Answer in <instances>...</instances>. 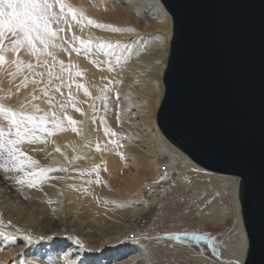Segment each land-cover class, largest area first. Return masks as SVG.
Masks as SVG:
<instances>
[{"label": "bare ground", "instance_id": "1", "mask_svg": "<svg viewBox=\"0 0 264 264\" xmlns=\"http://www.w3.org/2000/svg\"><path fill=\"white\" fill-rule=\"evenodd\" d=\"M150 1H152L153 8V11H151L158 13V5L161 1ZM68 2L97 23L122 29L134 28L136 31L115 32L85 23L83 32L80 31L79 26L74 24L72 30L70 32L66 30L64 35L70 38L75 33L83 39L91 38L94 42L99 39L101 42L115 43L120 41L128 43L131 46L132 57L126 64L122 62L120 65H116L114 72H108L106 61L110 58L105 55L106 50L93 47L91 55H85L83 52L77 55L72 52L71 60L77 66L73 68L74 79L77 83L87 87L91 93V97L85 96L83 89L77 91L75 84H73L72 91L77 101H87V103L77 104L78 107L83 109L85 115L81 116L71 106L67 108L68 115H71L77 121H83V123L77 125L82 129L83 134L77 135L68 128L66 131H57L55 134L48 136L44 143L25 144L24 150L37 160L40 166L45 167H59L61 164H66L65 155L69 159L77 155L88 158L78 160L74 166H70V173L68 174H50L70 175L72 177V179L59 182L52 181L56 184L55 188L50 187L48 184L43 185L44 191L48 193V199L60 201L59 204L53 203L51 205L46 202L43 193L15 184L16 173H5L0 168V184L10 188V192L0 193V219L3 220L4 224L6 220L12 221V226L6 228L8 233L13 235L19 233L15 245H10L0 238V249H3L0 251V261L3 264H13V261L16 260H27L29 264H37L39 260H42L48 264H55L56 261L64 264L65 254L72 256V254L79 252L80 255L73 258L82 259L85 256L98 258L100 264H136V262H138L137 264H151L144 245H141L140 241L136 242L137 232L142 235V230H139L140 221L153 216L160 218L162 207L160 205H163L168 197L178 192H184L187 185L181 182L178 188L172 189L169 188V182L167 181H162L159 184H153L152 181L159 178L166 170L171 177L179 175L193 181L191 186L187 185L193 191V198H195L197 192L207 191L211 195L214 191H219L220 196L216 198L214 203L205 209L203 214L197 215L202 224L204 222L205 224H226L228 213L225 207L232 206L234 194L233 187L230 184L232 175L214 173L208 170V175L203 172L190 171L192 168L189 164L193 168L196 167V164L186 154L176 149L158 127L156 116L163 95L162 78L173 32L171 16L169 15L168 19L165 20L163 14H160L162 16V26L145 29L138 17L140 11L139 0H68ZM149 35L153 37L167 36V40L153 39L149 41L148 50L141 53L137 58L135 53L143 43L137 41V37H150ZM133 41H136V43H133ZM58 59H63L67 63L69 56L64 52H58ZM111 59L114 63L115 58L111 57ZM155 59L164 61V65L160 66L163 71L159 72V80H157ZM93 60L104 63L97 66L92 63ZM76 71H81L82 75L75 76ZM148 79L153 84H148V90L144 89L142 92L148 103L144 107L147 112L140 115L142 119L145 116L148 117L152 129L150 138L146 139L137 131L127 134L119 131V127L125 125L130 128L136 120L128 113L127 104L121 103L119 107L122 110L119 112L115 110L114 95L118 92L122 97L124 95L129 96V100H132L134 96L140 97V89L145 88L141 83ZM109 80L123 81V83L116 84L114 89L106 93L108 99L106 101L107 109H105V101L92 98L102 95L100 89L108 84ZM0 81H3L0 86L5 89L13 87L8 83L6 76L0 75ZM155 85L159 88H154ZM67 91L68 89L65 88V94ZM26 94V92L22 93L21 96L4 101V103L16 105L17 100L22 99L23 95ZM57 99L59 100L60 97H57ZM37 103L44 111H49V106L43 100ZM93 103L96 106V112H93L92 108L89 107ZM57 113L60 116L63 115L58 108ZM117 115L120 117L119 121ZM93 116L97 117L95 123L92 122ZM101 116L104 117L105 123L100 122L99 117ZM125 116L128 117L127 120ZM65 124L67 125V121H65ZM105 126H108L120 136L123 145L121 151H123L125 159H121L115 146L108 143L109 137L105 136L103 130ZM85 141L90 142L91 147H84ZM96 143L101 145L102 151L97 152L95 150ZM57 147L61 149V152L55 151ZM33 148L37 150L33 151ZM126 164L133 167V174L130 171H123ZM94 165L101 166L100 178L106 184L89 185L86 181L88 179L94 180L95 176L81 177L78 171L75 170L89 169ZM105 167L107 171L104 170ZM121 172H124L125 176H123L127 182L125 187L114 183ZM8 177H12V179ZM73 184L81 189L88 188L91 194H86L83 191L76 192L68 187ZM230 187L231 193L228 199L227 196H224V192L227 193ZM136 188L137 190L134 191ZM60 190L64 191L62 197L57 196V192ZM25 196L28 199H24ZM104 200L115 202L104 203ZM53 209H56V211L54 212ZM21 229L24 231L20 232ZM32 230L38 234L50 236L51 240L46 242L34 240L32 244H26L22 237L24 233L31 234ZM226 232L228 233V231ZM183 233L171 231L167 232L164 237L180 247L182 258L188 257L189 259L192 257L200 264H205L207 259L216 264V261L207 254L200 255L199 252L191 248L190 243L196 242L191 236L187 237L184 243H181L172 235H183ZM69 234L78 236L86 247L98 249L102 252L94 254L79 249L72 240L67 238ZM126 237H131V239ZM114 241L118 242L113 243ZM222 254L225 259L228 258L229 254L224 249ZM9 259L12 263H7Z\"/></svg>", "mask_w": 264, "mask_h": 264}, {"label": "snow or ice", "instance_id": "2", "mask_svg": "<svg viewBox=\"0 0 264 264\" xmlns=\"http://www.w3.org/2000/svg\"><path fill=\"white\" fill-rule=\"evenodd\" d=\"M158 14H163L164 19L167 20L169 15L175 17L176 31L174 33L177 37L178 14L168 4L167 0H162L158 5ZM79 17V18H78ZM74 22V23H73ZM85 23L87 25H94L101 29H109L115 32L128 31L134 32L136 29L127 28L122 29L113 27L111 25L97 23L93 19L87 17L83 11L77 10L68 0H0V75L8 78V83L13 85L7 89L0 86V168L5 173H16L14 183L22 187L35 189L43 193L46 202L51 205L53 203L59 204L60 201H53L48 199V193L44 191V184L55 188L56 184L52 181H62L72 179L70 175H50L51 173H70V166H74L78 160L87 159L77 155L69 159L66 155L64 160L66 164H61L59 167H45L40 166L39 162L32 156L28 155L24 150L25 144L35 145L37 143L46 142V138L55 134L57 131H66L68 128L77 135H82V129L77 125L83 121H77L71 115H68L67 108L75 109L77 113L84 116L85 113L82 108L78 107V103H87V101L79 102L74 95L72 88L73 84L77 91L83 89L84 95L91 97L88 88L81 83H77L73 76V68L77 67L71 60L72 52L77 55L83 52L85 55H91L93 47L104 49L105 55L110 59L106 61L107 71L114 72L115 66L122 62L127 63L132 57L131 46L128 43L116 41L115 43L101 42L97 39L95 42L89 39H83L73 33L71 37L64 35L67 31H71L75 26H79L81 32L84 31ZM153 39L167 40V36L163 37H137V41H142V46L135 53L139 58L141 53L149 48V41ZM78 42V45H77ZM136 43V41H133ZM58 52H64L69 56L66 63L63 59H58ZM111 57L115 58L113 63ZM92 63L99 66L100 63L93 60ZM157 68V80H159V72L163 71L160 67L164 65L162 59H155ZM170 69V67H169ZM168 69V70H169ZM66 74V75H65ZM81 71H76L75 76H81ZM106 79V78H104ZM3 81H0L2 85ZM123 83V81L109 80L108 84L100 89L101 96L92 99H100L105 101V109H107V95L109 90L114 89L115 85ZM111 86V89H110ZM68 91L65 94L64 89ZM23 95L22 99H18L16 105L5 104L4 101L15 99ZM119 99V93H116ZM57 97H60L58 100ZM43 100L49 106V111H44L38 101ZM93 112H96L95 104H90ZM57 108L63 113L58 115ZM120 117L117 115V120ZM96 116L92 117V122L95 123ZM101 123H105L104 117H99ZM67 121V125L65 124ZM105 136L109 137L108 143L115 146L117 154L121 159H125L123 145L121 144L120 136L108 126L104 127ZM84 147H91L90 142L85 141ZM33 151L37 150L35 148ZM41 151L43 149H40ZM97 152L102 151L99 143L95 144ZM56 152H61L57 147ZM75 151V149H73ZM51 155V153H49ZM215 163L221 167L218 171L228 170L232 173V180L230 184L233 187L234 194L232 197V206L226 217V222L231 227L226 234V238H219L215 235L197 234V233H183L172 234L173 237L184 243L186 238L191 236L193 240L200 239L207 240L212 246V252L217 257L216 264H250V256L252 253L254 226L249 214L246 212L245 191L249 182V174L243 162L229 158L223 155L215 157ZM201 169L194 167L190 171L195 173L203 172L208 175L207 168ZM79 176H95V179H88L87 184H101L105 183L100 178L101 166L94 165L89 169H75ZM107 171V168H104ZM12 179V177H8ZM162 181L169 182V188L176 189L181 182L188 186L193 184L191 179L184 176H169L168 171H163L162 175L153 180V184H159ZM69 188L76 192L83 191L86 194H91L88 188L81 189L76 185H69ZM58 197L64 196V191L57 192ZM220 196L219 191H214L211 195L207 191L197 192L195 198L192 197L191 192L187 194L184 192L177 193V200L185 203V205L192 210L195 205L197 214H203L204 210L209 208L216 198ZM101 199L100 197H95ZM24 199H28L27 196ZM188 201H191L189 204ZM261 201L264 203V188L261 189ZM104 203H114L115 201L104 200ZM121 206H123L121 204ZM55 212L56 209H53ZM261 226L264 227V211L261 213ZM8 226H12V221L8 220L7 225L0 219V238L10 245H15L19 233L16 235L10 234L6 231ZM23 232L24 230H19ZM221 237L225 236L223 229H218ZM72 240L79 249L85 252H95L98 249L86 247L83 241L75 235L69 234L67 237ZM131 239V237H126ZM147 238V237H146ZM26 244H32L34 240H48L50 236H36L24 233L22 237ZM118 242L114 241L113 243ZM139 242V237L136 238ZM223 248L228 252V258H224L220 249ZM3 249H0L2 251ZM79 252L69 256L65 254L64 264H100L98 258L85 256L82 259H75ZM203 255V253H200ZM0 264H3L0 261ZM13 264H29L27 260L13 261ZM55 264H60L56 261ZM205 264H213L211 260H205Z\"/></svg>", "mask_w": 264, "mask_h": 264}, {"label": "water", "instance_id": "3", "mask_svg": "<svg viewBox=\"0 0 264 264\" xmlns=\"http://www.w3.org/2000/svg\"><path fill=\"white\" fill-rule=\"evenodd\" d=\"M162 3V0H160ZM177 12L156 121L196 165L217 155L243 162L254 226L250 264H264V0H167ZM170 67V69H169ZM169 69V70H168Z\"/></svg>", "mask_w": 264, "mask_h": 264}, {"label": "rangeland", "instance_id": "4", "mask_svg": "<svg viewBox=\"0 0 264 264\" xmlns=\"http://www.w3.org/2000/svg\"><path fill=\"white\" fill-rule=\"evenodd\" d=\"M140 1V11L138 12V17L140 18V21L142 22L141 25L144 26L145 29H153L156 26H162L161 18L162 16L158 13H154L152 8V1L150 0H139ZM142 4V5H141ZM152 10V11H151ZM145 18V19H144ZM150 36V35H149ZM153 37V36H150ZM149 81V82H148ZM153 84V82L148 79L146 81H143L141 83L142 86L145 88L140 89L141 96H134L132 97V100H129V96L124 95L123 97L119 95V99H117V96L114 95L115 98V110L117 112L121 111V107L119 105L121 103L127 104V110L129 111L133 118L136 120L135 124H132L131 127H127L126 125L123 127H119V131L123 133H131V132H139L140 135L144 136L146 139L150 138V135L152 133V129L149 125L148 117L145 116L144 119L141 118L140 115L146 114L147 110L144 109L145 106H147V101L144 99L143 96V90H148L147 85ZM154 88L158 89L159 87L157 85L154 86ZM142 90V91H141ZM143 98V99H142ZM126 120L128 119L127 116H125ZM162 153V152H160ZM191 168L193 166L189 164ZM188 166V167H189ZM196 167H198L196 165ZM123 171L128 172L130 171L133 174V167L131 165H125L123 167ZM124 172L119 173L115 184L118 183L120 186L125 187L127 185L126 180L124 179ZM124 175V176H123ZM148 183V182H147ZM146 183V184H147ZM139 187V186H138ZM137 187V188H138ZM6 187L5 185L0 184V193L4 192H10V188ZM134 189V191L137 190ZM191 192V195L193 194V191L188 188V186H185L184 193ZM231 193V187L229 188V191L226 193L224 192V196H227L229 199ZM12 194V193H10ZM170 198V199H169ZM226 200V197H225ZM167 202V203H166ZM190 204L191 201H188ZM226 204V202H225ZM161 207V217L156 218L155 216L151 218H147L144 221H140V229L142 230V235H139L137 232V237H139V241L141 245H144L147 253H148V260L151 264H200L196 260H194L192 257L188 259L182 258V253L180 250V247H178L175 243H172L169 239H166L164 235L167 232L171 231H179V232H187V233H197L199 234H209V235H215L219 238H226V231H229L230 225L229 224H219V223H207L202 224L201 219L198 217L195 205L192 206V210L190 211L189 208L185 205V203L177 200V194L172 195L168 197L167 201L163 202V205H160ZM231 209V206H226L225 210L227 213H229ZM5 221V220H4ZM7 221H5V224H7ZM175 228V229H174ZM218 229H223L225 236L221 237L220 232ZM31 235L33 236H40L43 234H38L31 231ZM147 237V238H146ZM51 240V239H48ZM48 240H39L40 242H46ZM201 240V241H200ZM199 241L190 243L191 248H193L195 251L199 253L207 254L211 259L217 261V257L212 252V246L208 241L205 239H200ZM201 242V243H200ZM196 243V244H195ZM220 251H223V248L220 249ZM102 251L98 250L92 253H98L100 254ZM186 259V260H185ZM178 260V262H177ZM181 261V262H180ZM7 263H12L9 259ZM138 262H136L137 264ZM37 264H48L42 260H39Z\"/></svg>", "mask_w": 264, "mask_h": 264}]
</instances>
